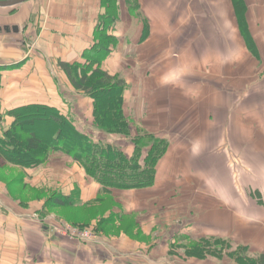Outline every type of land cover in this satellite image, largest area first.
Listing matches in <instances>:
<instances>
[{
	"label": "crops",
	"instance_id": "crops-1",
	"mask_svg": "<svg viewBox=\"0 0 264 264\" xmlns=\"http://www.w3.org/2000/svg\"><path fill=\"white\" fill-rule=\"evenodd\" d=\"M121 3L113 33L117 45L102 68L125 81L123 110L130 125L141 136L162 137L166 142L154 164L152 184L103 191L79 162L57 151L52 156L64 161L22 169L34 175L41 168L46 187L68 196L75 209L95 205L91 208L97 211L94 221L102 224L105 219L104 229L114 226V230L135 218L139 236L108 233L105 239L100 236L80 245L77 240L49 235L48 225H34L33 215L42 206L31 202L20 208L14 206L17 200L10 199L13 206L0 207L4 218L0 220L4 231L0 264L33 260L30 250L17 251V236L25 230L47 236L41 245L45 258H35V264H237L182 256L175 248L214 237L233 239L242 254L245 249L254 256L264 253V227H259L260 238L252 243V227L247 224L264 221V207L242 206L241 190L224 168L226 157L235 161L228 151L238 150L247 135L264 149V0H136L137 17L124 12ZM103 11L101 0H25L0 6V129L11 124L6 111L12 107L47 103L63 108L67 79L59 62H82V52L91 43ZM171 53L181 54L176 61L189 74L200 71V77L192 74L180 82L181 95H177L176 79L161 76L160 69L176 63ZM120 57L130 61L124 63L126 70L136 69L133 79H125L116 69L109 71L112 61ZM210 71L216 75L211 83L204 75ZM71 90L79 99L82 93ZM82 108L75 114L90 116L91 105ZM1 189L0 185V193ZM98 197L110 203L104 206L102 221ZM178 197L187 205L194 198V205L171 228L167 221L175 215ZM252 197L258 200L256 192ZM63 207L67 206H59Z\"/></svg>",
	"mask_w": 264,
	"mask_h": 264
},
{
	"label": "trees",
	"instance_id": "trees-1",
	"mask_svg": "<svg viewBox=\"0 0 264 264\" xmlns=\"http://www.w3.org/2000/svg\"><path fill=\"white\" fill-rule=\"evenodd\" d=\"M101 4L104 12L97 18L91 43L82 52V62L69 64L60 61L59 66L69 86L91 100V113L87 118L93 128L127 137L131 125L123 110L125 81L102 68L117 45L118 39L113 33L119 18V1L101 0ZM66 112L64 107L47 103H28L7 110L6 115L12 118V122L0 129V159L30 168L41 165L48 155L57 151L79 162L86 174L102 185L103 191L152 184L154 164L165 151L164 139L137 136L129 148H121L103 142L101 136L85 132L83 122L71 119ZM36 115L38 117L32 120ZM34 120L40 123L30 128ZM50 121L55 125V131L51 130ZM256 194L261 196L258 192ZM50 205L59 207L73 205V202L68 196L58 194L48 199L46 207ZM47 212L48 208L41 210L43 215ZM104 220L100 223L102 229L107 224ZM217 241L203 239V245L194 243L193 251L189 253L202 258L210 243ZM239 259L240 264H264V253L256 258L244 255Z\"/></svg>",
	"mask_w": 264,
	"mask_h": 264
},
{
	"label": "rangeland",
	"instance_id": "rangeland-1",
	"mask_svg": "<svg viewBox=\"0 0 264 264\" xmlns=\"http://www.w3.org/2000/svg\"><path fill=\"white\" fill-rule=\"evenodd\" d=\"M121 1H122L121 3L122 10L124 12L128 11V13L132 17H137V13H136L137 9L135 7L136 0H125L124 1L125 4L123 0ZM119 19L120 18H118V21ZM171 56L173 58L172 60L176 62L174 63L175 66L174 64H170L168 67H165L164 69H160L162 80L176 79L175 80L176 86H177V89H179L177 90L178 91L177 95H181L180 94V86H181L180 82L183 81L184 77H186V79L190 78L192 74H193V77L195 78L200 77V73H199L200 71H193V73L189 74L188 70L183 69V67L177 63L178 60L180 61L181 54L171 53ZM132 59L133 60L136 59L135 54H134V58ZM127 62L130 63V61H123L121 57L117 58L115 59V61H112V66H110L109 71L111 73H114L113 70L116 69L115 70L116 73H119L125 79H129V80L133 79L135 77L136 69L134 68L132 70L131 68V70H126L124 68V63H127ZM204 75L206 76V80L209 83L213 82L214 79L216 78V75L212 76L211 71L209 72L208 75L207 74H204ZM63 89H64L62 91L63 93L61 92L62 94H65L63 107L67 111L66 112L67 115L71 119L77 118V119H80V121L83 120L82 122L84 126L82 129L85 132L89 133L92 136H101L103 139L102 140L103 142L111 143L121 148H129V146H131L130 145L131 142H133L132 139L136 138L137 136L141 137V135L137 132L138 130L136 129L135 126H131L130 136H127V137H123L120 134L103 132L101 130L93 128L92 123L89 122L87 118L90 116L79 118V116L75 114V112L76 113L78 112V109H80V107H83L81 110H88L89 105H91V100L84 94H81V96H79V99H78V96L74 97V92H72L71 90L72 88H69L67 81L65 85L63 86ZM88 99L90 100V104L88 103ZM78 101H80L79 104H78ZM178 116H181V115H178ZM37 117L38 115L34 116L32 120L36 119ZM38 123H40L38 122V120H34V122H31L30 128L31 126L33 128ZM49 123H50L51 130L55 131L56 127L55 125H53V122L50 121ZM244 138L246 140L242 141V143L240 144V148L238 150L235 149V150L228 151L229 154L231 153L233 154L234 156L233 158L235 161H229V158L226 157L224 159V168H225L226 173L229 174L233 178L234 186L241 190L240 200L242 202V206H246V207L251 206V207H256V208L257 206L264 207V149L258 148L257 145L254 144V141L252 140L249 141L248 135H247V138L246 137ZM53 153L48 155L46 161L42 163L41 165H39V167L45 164L47 161H64L60 158H56L52 156ZM22 168H27V167H21L19 165L7 163L3 161L2 159H0V185L2 187L1 189L2 192L0 193V207H2L3 205L13 206L11 201H8L12 199L13 201L14 200L18 201V203H15L16 205L14 204V206H19L20 208L21 207L26 208L28 205L31 204V202H33L32 205H37L38 207L42 206L41 209H43L44 207L48 208L49 212H47L44 215L41 213L40 211L41 209L37 211L35 215H33L34 220H32V222L34 223L35 226L36 225H41V226L48 225L49 235L51 234L58 238H66L65 236H60L54 232L53 225L58 222L66 223L78 229L89 230L92 234H94L95 240H99L100 236H101L100 240L105 239V237L103 236L104 235L107 236L108 233H113L114 236H117L121 232H125L129 237L139 236L138 228L136 227V223H135V218H132V221L129 220L128 222L119 224L114 230H112L114 226L109 227L110 230L106 228L104 229V227L102 229L99 224V221H94V219L97 217V211H92L91 208L92 206L96 207L95 205H92L89 207V204L86 203L84 208H77V209L73 208V205H66L67 207H63V208L54 207L52 205L46 207V203L48 199L51 196L58 195L60 193L54 189H51V188L49 189L48 187H46L47 186L45 185L46 183L41 180L42 178H40V175L42 172L41 168H38L37 173H35L34 175L26 174ZM230 181L232 182V179ZM178 183H182V182H178ZM3 187H5L4 190H3ZM180 187H182V185L177 187L178 190ZM255 192H258L261 195L262 204H258V200L260 197H257L258 200L252 197V194ZM178 193H179L178 195L181 194V192H178ZM193 200L194 198L191 199V202L189 203L190 205H187L185 204L184 199H181L180 197L177 198V203H176V206L174 207L175 215H177V217L175 218V215H173L171 219L167 221V223H169V226L171 224V228L177 227V224H178V222L176 221L177 219L179 220V218H181L183 220V218L185 217L183 215L185 210L188 209V206L191 207L192 204L194 205ZM41 202H42V205H41ZM100 203H101L100 207L102 208V210L99 213V216H100L99 219L102 221L104 219L103 214L105 212L104 206L109 205L110 207V203L105 204L104 200L102 199L101 201H99V204ZM3 216H6V215H3ZM250 216L251 214L247 215L246 217L250 218ZM2 219L4 218H0V220ZM93 221L94 223L96 222L98 223L94 225ZM244 221L246 220L242 221L243 225L250 224V226L252 227V230H251L252 231L251 234L253 236L252 243L257 242L260 238L257 235L259 232L262 233L261 229L264 227L263 225H260V223L264 221L261 219L260 220L261 222L260 221L255 222L254 224H251L250 221L246 224L244 223ZM163 224L164 223H162L161 227H164ZM259 227H262V228H259ZM3 232L4 231L1 230L0 234H3ZM133 232L135 233L132 234ZM38 233L39 232H35L34 230H32V232L29 230H25L24 232L22 231V234L20 233V235L17 236L19 237L17 241V244H18L17 251L19 253H27V250H30L29 252L33 253L32 255L33 260H30L31 262H26L25 259L22 261L18 260L16 264H35L34 262L36 260L35 258H38V259L45 258L44 252L43 250H41V245L46 240L47 236H46V233L45 234L43 233V237L41 236V234L38 235ZM215 238L216 237L210 238L209 241H215ZM217 239L218 241L216 243H213V242L210 243L211 246L208 247L209 250H206V254L202 258L208 257L211 260L215 259V260H220V261L223 259H226L230 262L232 261V262H236L237 264H240L239 258L241 256L245 255L246 257H250V258L257 257L254 255H251V253L248 252L246 249H245V253L242 254V251L240 249L241 247L234 244L236 242L233 239H227V238H217ZM202 240L203 239H196V240L194 239L188 243L184 242L183 244L182 243L179 245L177 244V247L175 248L176 250H178V253L181 254L182 256L184 255L188 257L200 258L199 255L197 254L196 255L191 254L192 253L191 251H193L191 250V247L194 245V243H199V244L201 243L203 245V242H201ZM77 241H79L77 243H81L80 245H82L87 240L84 241V240L77 239ZM29 246H35L34 248L35 249L37 248V249L33 250ZM62 249L66 253L77 252V250L74 251L73 249H66V248H62ZM145 249L146 247L144 248V250ZM147 255L145 254V256ZM6 258H8V256ZM150 259H153V258H150ZM150 263L152 264L153 261H150ZM209 264H211V261H209Z\"/></svg>",
	"mask_w": 264,
	"mask_h": 264
},
{
	"label": "built area",
	"instance_id": "built-area-1",
	"mask_svg": "<svg viewBox=\"0 0 264 264\" xmlns=\"http://www.w3.org/2000/svg\"><path fill=\"white\" fill-rule=\"evenodd\" d=\"M54 232L60 236H65L71 240H94V234H92L89 230L78 229L76 227L70 226L63 222H58L53 225Z\"/></svg>",
	"mask_w": 264,
	"mask_h": 264
},
{
	"label": "water",
	"instance_id": "water-1",
	"mask_svg": "<svg viewBox=\"0 0 264 264\" xmlns=\"http://www.w3.org/2000/svg\"><path fill=\"white\" fill-rule=\"evenodd\" d=\"M25 0H0V6H14Z\"/></svg>",
	"mask_w": 264,
	"mask_h": 264
}]
</instances>
